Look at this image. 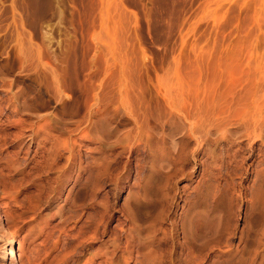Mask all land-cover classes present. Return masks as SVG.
<instances>
[{
  "label": "rangeland",
  "instance_id": "1",
  "mask_svg": "<svg viewBox=\"0 0 264 264\" xmlns=\"http://www.w3.org/2000/svg\"><path fill=\"white\" fill-rule=\"evenodd\" d=\"M7 237L16 264H264V0H0Z\"/></svg>",
  "mask_w": 264,
  "mask_h": 264
},
{
  "label": "bare ground",
  "instance_id": "2",
  "mask_svg": "<svg viewBox=\"0 0 264 264\" xmlns=\"http://www.w3.org/2000/svg\"><path fill=\"white\" fill-rule=\"evenodd\" d=\"M257 68L261 69L262 67L258 65ZM3 242H5V244L0 251V264H4L5 260L8 261V264H16L15 261L17 257H15V253L13 251L14 248L12 240L7 237Z\"/></svg>",
  "mask_w": 264,
  "mask_h": 264
}]
</instances>
